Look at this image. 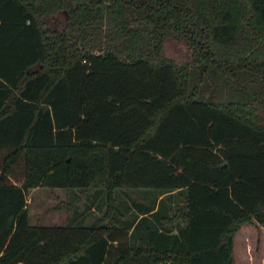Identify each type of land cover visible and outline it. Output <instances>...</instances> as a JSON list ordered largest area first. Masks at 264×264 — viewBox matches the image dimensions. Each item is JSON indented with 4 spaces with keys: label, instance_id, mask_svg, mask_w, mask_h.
Listing matches in <instances>:
<instances>
[{
    "label": "trees",
    "instance_id": "obj_1",
    "mask_svg": "<svg viewBox=\"0 0 264 264\" xmlns=\"http://www.w3.org/2000/svg\"><path fill=\"white\" fill-rule=\"evenodd\" d=\"M38 186L108 210L32 224ZM254 222L264 0H0V264H235Z\"/></svg>",
    "mask_w": 264,
    "mask_h": 264
},
{
    "label": "rangeland",
    "instance_id": "obj_2",
    "mask_svg": "<svg viewBox=\"0 0 264 264\" xmlns=\"http://www.w3.org/2000/svg\"><path fill=\"white\" fill-rule=\"evenodd\" d=\"M116 194L117 209L113 215L119 216L121 213L120 217H124L125 213L136 212L137 208L132 203L130 193L118 189ZM107 207V191L103 187L82 189L38 186L30 189L28 194V209L32 224H93L105 216ZM257 226V224H248L240 232L235 244L236 264H264L261 253L264 245L261 244L257 248Z\"/></svg>",
    "mask_w": 264,
    "mask_h": 264
},
{
    "label": "crops",
    "instance_id": "obj_3",
    "mask_svg": "<svg viewBox=\"0 0 264 264\" xmlns=\"http://www.w3.org/2000/svg\"><path fill=\"white\" fill-rule=\"evenodd\" d=\"M164 195H160V198L163 197ZM159 198V199H160ZM143 215H148L150 218H152V216L149 214V213H146V214H140L139 218H141ZM251 224H257L258 226V230H257V234H258V238H257V248L260 247L261 244L264 245V225L260 224V223H257V222H254V223H250ZM248 224H244L242 225V227L240 228V230L238 231V233L236 234L235 236V241H234V255H235V244L237 243V239H239V234L240 232L245 228V226H247ZM133 230V228H132ZM131 230V231H132ZM245 236H247V234H245ZM247 241L245 240V243ZM262 259H264V246L262 248ZM235 264H236V255H235Z\"/></svg>",
    "mask_w": 264,
    "mask_h": 264
}]
</instances>
